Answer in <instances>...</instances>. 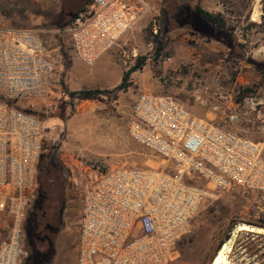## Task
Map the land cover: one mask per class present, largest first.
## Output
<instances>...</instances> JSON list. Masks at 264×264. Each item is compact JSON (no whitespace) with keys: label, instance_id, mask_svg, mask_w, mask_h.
Instances as JSON below:
<instances>
[{"label":"built area","instance_id":"1","mask_svg":"<svg viewBox=\"0 0 264 264\" xmlns=\"http://www.w3.org/2000/svg\"><path fill=\"white\" fill-rule=\"evenodd\" d=\"M257 2L262 9L264 0ZM150 11L144 0H93L65 32L76 57L93 65ZM56 83L43 32L0 24V264H21L26 256L24 225L51 130L26 106L51 110L46 106ZM242 103L257 111L264 127V104ZM239 120L231 112L229 121ZM128 134L161 164L80 174L76 264H167L207 200L239 189L264 203V142L201 119L172 96L146 92L132 106Z\"/></svg>","mask_w":264,"mask_h":264},{"label":"rangeland","instance_id":"2","mask_svg":"<svg viewBox=\"0 0 264 264\" xmlns=\"http://www.w3.org/2000/svg\"><path fill=\"white\" fill-rule=\"evenodd\" d=\"M144 1L151 11L139 20L120 46L102 55L93 65H87L76 57L65 30L93 0H0V19L11 27L43 32L57 75L46 106V109L51 106V110L35 113L51 130L43 142L39 161L46 173L39 176L31 205L33 209L40 204L44 191L48 197L45 209L53 208L56 201L63 207L49 264H76L84 197L81 173L87 169L105 172L122 166H160V160L128 134L131 109L139 94L153 89L159 95L172 96L190 112L194 110L191 107L210 111V119L217 125L264 142V127L257 111L245 108L242 103L248 98L264 104V6L259 9L257 0ZM197 6L224 15L229 32L219 35L203 26L195 14ZM156 36L163 47L157 60ZM105 55L110 56V61H102ZM144 55L150 58L140 72L132 75L135 85L120 93L116 101H74L73 107L63 104L64 86L60 79L75 65L87 68L105 65L112 72L124 74L137 57ZM111 83L115 81H108L102 88L114 89L121 82L116 86ZM234 111L240 120L232 124L229 116ZM60 112L69 118H57ZM61 205L54 217L59 215ZM262 222L264 203L259 195L239 189L221 193L205 202L190 230L176 243L167 264H209L218 253V234L229 228L233 239L229 264H264L244 249L233 252L238 237L247 241L250 238L247 233L264 235V230L252 225ZM240 225L247 229L238 232ZM254 239H250L254 244L264 243L257 237Z\"/></svg>","mask_w":264,"mask_h":264},{"label":"trees","instance_id":"3","mask_svg":"<svg viewBox=\"0 0 264 264\" xmlns=\"http://www.w3.org/2000/svg\"><path fill=\"white\" fill-rule=\"evenodd\" d=\"M195 14L201 20V23L204 24L203 26H208L211 30H216L219 35L223 34L226 35L229 32L227 28V23L225 20L224 15L221 13H213L210 11L205 10L201 6H197L195 9ZM155 42L157 44L156 48V55L154 59H158L161 52L163 51L162 47V40L160 37H155ZM149 55L139 56L135 60V64L131 66L125 73L123 74L121 83L115 87L114 89L108 88H83L81 90H69L63 87L64 90V102L63 104L69 105L73 107L74 101H88V100H112L116 101L122 92L128 91L135 85L134 80L132 79V75L136 72H140L143 67L146 65L147 61L149 60ZM63 85V77L60 79ZM28 111L36 113L33 108L30 109V106H26ZM57 115V114H56ZM59 119L66 120L69 117H63L61 112L58 114ZM45 171L43 168L38 167V183H39V176L43 174ZM46 173V172H45ZM47 197V192L45 193L42 191L41 194V201L40 204L38 203L37 206H34L33 209L28 211L25 225H24V238H23V246L28 254L26 258H24L21 264H49L51 259L53 258L54 254V245L56 236L58 235V224L62 220V212L63 207L59 204V201L53 202V208L45 209L44 204ZM33 203V196L31 199V205ZM61 205L59 215L54 217V213L56 208ZM57 218V219H56ZM59 219V220H58ZM57 220L59 221L57 223ZM254 227L258 229L264 230V222L258 224H252ZM230 228L226 230H221L218 234L219 242L217 246V251L220 250L223 244L230 239ZM248 238L247 241L238 237L235 242L234 250L237 248L244 249L248 255L256 256L259 262H264V243L259 241V244H254L250 239L255 240L254 238L264 240V235H259L255 233H247ZM261 242V243H260ZM216 255V254H215ZM214 258V256H213ZM212 258V260H213ZM212 260L209 262L211 264ZM260 264H263L262 262Z\"/></svg>","mask_w":264,"mask_h":264},{"label":"crops","instance_id":"4","mask_svg":"<svg viewBox=\"0 0 264 264\" xmlns=\"http://www.w3.org/2000/svg\"><path fill=\"white\" fill-rule=\"evenodd\" d=\"M0 24L4 26H10L5 21L0 19ZM102 61L107 62L110 61V56L105 55ZM123 77V72H112V69L108 66H93L90 68L84 67L83 65H75L69 71L66 72L65 77L63 78V86L69 90H81L83 88H102L103 86L108 84V81H115V83H111V86L118 85ZM63 89V88H62ZM149 87H146L148 90ZM145 92H154L156 95L159 93L156 90L145 91ZM63 96L65 97L64 90ZM197 107H191L195 116L204 119L210 120L212 117V113L210 111H203ZM77 130V128H76Z\"/></svg>","mask_w":264,"mask_h":264},{"label":"bare ground","instance_id":"5","mask_svg":"<svg viewBox=\"0 0 264 264\" xmlns=\"http://www.w3.org/2000/svg\"><path fill=\"white\" fill-rule=\"evenodd\" d=\"M246 229H247V226H245V225H240V226L237 227V231L238 232L239 231H244ZM232 243H233V239L227 240V242L222 245V247L220 248L218 253L214 256L211 264H229V262H228V254L231 251Z\"/></svg>","mask_w":264,"mask_h":264}]
</instances>
